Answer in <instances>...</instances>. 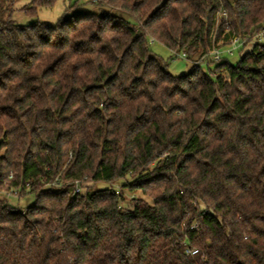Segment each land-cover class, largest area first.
Wrapping results in <instances>:
<instances>
[{
  "label": "trees",
  "instance_id": "trees-1",
  "mask_svg": "<svg viewBox=\"0 0 264 264\" xmlns=\"http://www.w3.org/2000/svg\"><path fill=\"white\" fill-rule=\"evenodd\" d=\"M15 1L0 0V193L33 203L0 199V264H264V0H97L53 25L37 15L57 0L20 7L26 25Z\"/></svg>",
  "mask_w": 264,
  "mask_h": 264
},
{
  "label": "rangeland",
  "instance_id": "rangeland-1",
  "mask_svg": "<svg viewBox=\"0 0 264 264\" xmlns=\"http://www.w3.org/2000/svg\"><path fill=\"white\" fill-rule=\"evenodd\" d=\"M29 2L30 0H16L13 5L14 12L12 13V19L19 25H26L32 21L17 11L20 7L28 4ZM94 3L95 2L92 3L88 0H57L52 8L40 10L37 15V20L44 24L53 25L63 14H65V16H70L75 13L95 12V8L91 5ZM74 4H76L77 7L72 8ZM69 7L71 8L68 9ZM252 45L253 42H249L240 54L249 51ZM148 46L154 56L168 63L167 69L171 75L179 76L189 72L190 65L186 60L181 58V55H172L164 46L151 40L148 41ZM238 58L239 54L234 53L227 59L230 64L235 65ZM201 68L203 71L206 70L204 64H201ZM98 187L103 188L105 186L100 184ZM0 199H4L6 201L8 200L10 205L16 206L19 209H24L33 203V196L27 195L18 198V194L13 190L0 193Z\"/></svg>",
  "mask_w": 264,
  "mask_h": 264
},
{
  "label": "built area",
  "instance_id": "built-area-1",
  "mask_svg": "<svg viewBox=\"0 0 264 264\" xmlns=\"http://www.w3.org/2000/svg\"><path fill=\"white\" fill-rule=\"evenodd\" d=\"M91 2H96L97 0H89ZM254 40L256 41V43H259V44H264V27L261 28L259 30V32L255 35L254 37ZM240 41H238L237 38H232L230 40V46L228 49L225 50V53L227 54H230L232 51H234L239 45H240ZM220 53L218 51H214L212 53V57H213V60L214 61H218L219 58H220ZM181 58H185V55L181 54ZM74 192L77 193L78 192V187L75 186L74 188ZM186 254H191V255H194L196 254V251H186Z\"/></svg>",
  "mask_w": 264,
  "mask_h": 264
}]
</instances>
